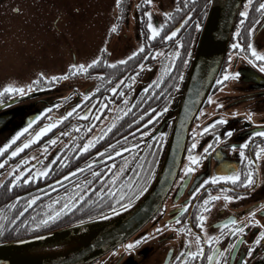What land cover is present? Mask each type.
<instances>
[{
  "label": "flooded vegetation",
  "instance_id": "af4514ba",
  "mask_svg": "<svg viewBox=\"0 0 264 264\" xmlns=\"http://www.w3.org/2000/svg\"><path fill=\"white\" fill-rule=\"evenodd\" d=\"M197 1L173 0L174 6L170 17L163 15V0H152L151 4H144L141 7H137V5L141 4V0H121L119 5L116 4V0H112L111 3L102 5L100 10H94L93 8L87 12L86 14L90 15L92 13H99L98 26H112L116 24V30H111L110 32V39H134L135 48L125 51L124 55L129 57V59L124 60V63H116L121 60L111 61L104 57L95 65L89 67L87 72L77 71L72 74L75 77L82 76L86 78L89 83L82 88L73 87L74 92L70 94V97H73L75 100L76 111H72L74 119L66 125L71 127L70 125L77 124L79 126L82 124L89 126V128L94 126L95 129L103 117L111 116V119L115 117L113 107L121 105L124 109L126 108L125 112H128L129 108H127V105L132 89V80L139 76L140 73L158 64L163 65L164 68L170 67L171 56L174 55V52L179 51L180 44H183V37L192 30L194 31V35L196 34L197 28L195 24L201 22L202 16L205 13L204 6L199 9L197 8ZM257 1L260 2V0ZM256 5L258 6V4ZM2 9L3 11L1 12ZM23 9V1L0 0V37L7 34L8 28L6 27H10L9 24H12L13 20L17 19V16L22 13ZM78 11L77 8H73L69 11V14L77 17L74 14H77ZM149 11L152 14V22L155 25L164 24L161 34L154 39L148 38L150 35V30L147 27L148 17L144 13ZM189 12L192 13L191 16H188ZM47 21V28L52 26L58 29L57 23L59 19L52 20L50 16ZM165 21L167 22L165 23ZM254 23L257 24V28L251 34V39L257 50L264 52V17L259 13L258 19ZM84 24L90 25L87 23L86 18H84ZM176 28H180L176 36L171 37L169 40L163 39V36ZM243 35L242 38L234 36L232 43L237 39H240L241 43H246V38L249 35L247 30ZM232 43L228 48L226 62L222 67L219 79L226 70L239 71L240 75L238 77H229L221 80L220 84H216L211 96L214 97V105L209 104L208 98L202 108L203 114L199 112L193 121L187 136L188 140L182 157L183 160L178 169L179 172L158 214L147 222L142 229L134 233L131 238L118 245L112 251L102 255V257L92 262V264H176L177 256L183 255L181 249L186 247L184 244L185 236L192 241L191 248L194 249L196 247V235L205 240L207 235L215 237L217 234H224L223 239L216 242L217 247L228 249L229 244L235 237L228 234L229 230L227 228L221 229L219 227L227 218L234 217L246 224V213L256 208V219L264 223V212L259 211V205L264 203V157L255 165V183L252 187L248 188L239 184H233L231 181L217 180L215 183L209 181L195 197L191 196L192 191L203 184L208 176L227 173L233 168L240 170L243 176L247 168L245 162L239 156V147L233 149L230 145H239L251 136L253 131L259 133L264 130V72H261L256 64L251 63L245 57L243 50L232 49ZM140 45H144L143 51L138 53L137 56L131 57V52L135 51ZM170 53H172L171 56L169 55ZM230 55L233 56L232 60L228 59ZM145 57L148 59L145 60ZM141 62L150 67L139 68L138 65ZM257 63H264V61H258ZM85 65H89V63ZM120 65H124L123 70L128 74L125 77H112L108 81L107 72L115 70ZM119 70L121 71L122 69L119 68ZM134 73L135 75H133ZM162 73L161 71L159 75L161 76ZM92 79H94V84L91 83ZM113 87L118 88L116 93L111 91ZM3 88L4 86L0 87V89ZM43 90L46 93L39 95L36 100L34 99L35 101H30L32 97L27 98V93L25 95H21L20 93L13 95L7 92H0V100L3 101V103H0V136L1 134L4 136L0 139V147H3L21 129H25L23 132H20L16 140L9 144V147L4 152H0V160L4 161V164L0 165V173L3 179L9 175V172L17 171L16 169L13 171H9L8 169L19 164L21 159L25 157L29 158L31 156L30 153L35 152L38 156L28 160V164L33 165L34 168H39L43 166L47 157L50 158L51 164L57 155L56 153L65 146L63 129L66 126H64L66 123L64 119L68 114L64 115L65 118L59 124L46 131L38 140H34L21 152L17 153L16 156L13 157L9 154L11 150L19 147L26 140H31L35 133L45 124L55 123L60 118L53 115L52 111L56 107V99L61 93L60 87L51 86ZM88 91H91L93 95L81 103L84 93ZM77 104L80 105L79 109H76ZM101 104L105 105L103 112L96 111L90 113L88 117H81L78 114L89 108L98 109ZM42 108H48L49 111L45 112L44 115H40L44 110L40 111L37 109ZM248 115H251L252 119H247ZM93 116L98 118V122L94 125L90 124ZM37 117L39 119H36ZM221 117L224 119L223 123L219 122ZM213 120L217 121V123L213 125L212 129L205 133L199 132L200 127L206 126ZM152 126L153 124H151L150 128ZM193 128L198 131V135L195 138L197 140V147L193 150V154L202 155L204 159L194 165L195 172L187 174L186 179L181 180V177L185 175L183 168L187 162L189 145L193 140ZM229 130L232 131L231 136L227 135ZM217 136H220L219 140L216 139ZM54 138L57 145L55 148L53 147L55 143H48V141ZM142 138L143 136L140 139L137 138L138 140L135 142L139 143V141L143 140ZM261 143H264V137H253L245 149L246 154L249 157H254L255 145ZM44 145H47L46 149ZM205 147L208 148L207 152H204ZM137 164L138 162L132 163V167ZM26 166L22 165L21 168ZM29 170L31 171L30 173L33 172V168H29ZM222 189L227 190L224 193L227 195H239L241 192H248L249 194L232 201H226L223 198L224 194H221L219 199L211 202V208L207 212L201 213L206 216V220L203 222L205 228L204 231H201L199 228L200 222L197 217V214L200 212L201 202L209 194H220ZM185 203H189V208L186 211L182 210V206ZM177 217L180 218L179 224L176 223ZM185 225L191 230L190 233L182 234L177 231L178 227ZM156 229H159V231H155ZM259 231V225L247 227L242 239L237 241L235 245L236 255L225 256L224 259L227 261V264H240L241 261H244L245 264H264V245H255L253 247V255L250 257L247 252L248 248L252 247L251 241L257 238ZM141 236L145 238L139 244H136L131 250L126 249L125 245L130 241L138 240ZM204 249L205 255L197 257L195 264H209L206 254L214 250L206 243V240ZM212 264H216V262L213 261Z\"/></svg>",
  "mask_w": 264,
  "mask_h": 264
},
{
  "label": "snow or ice",
  "instance_id": "6c2138e0",
  "mask_svg": "<svg viewBox=\"0 0 264 264\" xmlns=\"http://www.w3.org/2000/svg\"><path fill=\"white\" fill-rule=\"evenodd\" d=\"M121 3V0H116V4L119 5ZM152 0H141V4L137 5V7H141L144 4H151ZM209 3H212V0H209ZM243 4H244V10L240 12V16L242 18H247L249 13H248V9L249 7L252 6L253 4V0H243ZM177 10H179L177 8ZM262 17H264V0H260V2L258 3L257 9H256ZM144 15L146 17H148V23H147V27L150 30V35H149V39H154L156 36L160 35L162 32V29L164 28V24H160V25H155L152 22V14L151 12H145ZM163 15L165 17H170L171 14L167 11H165L163 13ZM192 13L189 12L188 16H191ZM186 19V18H185ZM167 21H165L166 23ZM240 25L244 24V20L241 19L240 20ZM195 27L197 29L201 28V24L199 22H197L195 24ZM112 30H116L117 25L113 24L111 26ZM257 28V24L253 23L251 27H249L247 29L248 32V37L246 38V43H241L240 39H237L235 42L232 43L231 48L232 49H236V50H243L245 57L247 59H249V61L251 63H254L257 65V67L260 69L261 72H264V63H257L258 61H264V52L258 51L257 48L254 46V43L251 39V34L254 32V30ZM180 31V28H176L175 30L169 32L167 35L163 36L164 40H169L171 37L176 36L177 32ZM241 32V28L237 27L235 32L233 33L234 36H239ZM179 43V41H178ZM144 49V45H140V47H138L135 51L131 52V57H135L137 56L138 53L142 52ZM101 51H106L105 49H101ZM159 51V50H157ZM176 56H179L180 53L179 51H176L174 53ZM170 56L172 55V53L169 54ZM101 59V56H96L94 59H92L90 61L89 65H85L83 63L80 64H70L68 66V71L60 73L58 75H51V76H46L43 72L39 73V75L36 77L35 80H33L30 84L27 85H23V86H16L13 84H6L4 86L3 89H0V92H7V93H11L13 95H15L16 93H20L21 95H25V89L27 88L29 91L32 90V88L34 86H38L41 81H57L59 79H61L62 77H68L70 74H73L74 72H87L88 68L91 67L92 65H95L99 60ZM129 59V57H125L124 60ZM148 58L145 57V60H147ZM229 60L233 59V56L230 55L228 57ZM124 60L118 61L116 63H124ZM107 63V61H106ZM139 68H144V67H150L149 65H145L143 62H141L138 65ZM165 72L170 71L169 68L165 67L164 69ZM103 75V74H101ZM135 75V73L133 74ZM240 75L239 71H231V70H226L223 75L221 76L220 79L217 80V84L221 83V80H225L229 77H238ZM155 83V81H153V84ZM177 87H179V85H177ZM151 88V85L145 89H143V91L147 92L149 91ZM111 91L113 93H116L118 91V88L113 87L111 88ZM93 93L91 91L85 92L83 95V100L81 101V103H83L84 100H88V98L90 96H92ZM126 99V98H125ZM211 97H209V101H211ZM0 103H3L2 100H0ZM143 106V105H141ZM80 105L77 104L76 105V109H79ZM105 110V105L101 104L100 107L98 109H93V108H89L86 109L83 112L78 113L81 117H88L90 113H94L96 111H100L103 112ZM49 109L45 108L44 112H42L40 115H44L45 112H48ZM76 110L73 109V112H75ZM116 111H120L121 115H125V109H117ZM153 109L152 108H148V112H152ZM166 111L165 108H161L159 111H157L155 113V115L152 116V121H155L157 117H159L161 115L162 112ZM73 112L68 113V115L73 114ZM200 113L203 114V109L200 110ZM65 117L61 116L58 120L55 121V123H48L45 124L43 127H41L39 129V131H37L35 133V135L32 137L31 140H26L23 144H21L19 147H16L14 150L10 151V155L11 156H16L17 153L21 152L25 147H27L29 144H31L34 140H38L40 138L41 135H43L46 131H49L51 128L55 127L56 124H59ZM121 117L120 116H116L114 117L109 123L105 124V129H101V134H98L96 136H89L85 139V141L83 142L82 147H80L78 150H76L73 154L76 156H79L81 153L86 152L89 148L94 147L96 141L98 139H103L104 136H106L108 134V131L111 130V128H113L117 122V120H119ZM247 119H252L251 115H248L246 117ZM36 119H39V117H37ZM98 122V118L93 116L90 124H96ZM151 122V121H150ZM220 123L224 122L223 117L220 118ZM31 123V122H30ZM133 123H135V120H133ZM217 121L213 120L212 122L208 123L206 126L200 127L199 128V132L200 133H205L208 130L212 129L213 125L216 124ZM143 126V125H141ZM73 127H78L77 125H73ZM25 129H21L20 132H23ZM83 130V129H81ZM20 132H17L16 135H14L11 140H9L7 143H5L3 145V147H0V152H4L5 149H7L9 147V144L12 143V141L16 140L17 137L20 135ZM141 136H146L148 135L147 132H141L140 133ZM158 135L163 138L166 136V133H158ZM198 135V131L197 129L193 128L192 130V136H193V140L191 142V144L189 145V154L187 156V162L184 165L183 168V172H184V176L181 177V180H185L187 177V174L195 172V167L194 165H196L197 163H199L202 159H204V157L202 155H196L193 154V150L196 149L197 147V140L195 139ZM228 136L232 135V131L229 130V132L227 133ZM264 137V130L260 131L259 133L253 131L251 133V136H249L246 140H244L242 143H240L239 145L236 144H232L230 145L231 148L235 149L237 147H239V156L241 158L242 161L245 162L246 164V172L245 174L242 176L240 170L233 168L231 171L227 172V173H218L216 175L213 176H208V178L204 181L203 184H201L199 187L195 188L194 191H192L191 196L195 197L197 195V193H199L202 188L204 187L205 184H208L209 181H211L212 183H215L217 180H223V181H231L233 184H239L242 185L244 187H252L255 183V179H254V174L256 171L255 165L257 163L260 162L261 158L264 157V143L261 144H256L255 145V153H254V157H249L246 154L245 149L247 148L249 141H252L253 137ZM126 139L125 137H121V140ZM153 139H155V137H153ZM217 140L220 139V136L216 137ZM49 144L55 143V138L53 140L48 141ZM45 149L47 148V145H44ZM68 145H65V148H68ZM137 147V145L135 143H129L128 144V148H131L133 150H135ZM107 150H111V154L112 156H119L120 153H127L128 149L123 147V146H119L118 142H117V146L114 147L113 144H108L107 145ZM107 150H104V152L102 153L101 151H97L95 153L96 157H101L103 155V160H109L110 161V157L107 155ZM63 151V149L61 150ZM145 151H147V149H145ZM208 148L205 147L204 152H207ZM30 158L25 157L24 159H21L19 161V164L15 165L14 168L15 169H20L18 173L13 172H9L10 176H14V178L11 180V183L8 185V187L11 189L13 186H15L18 182L27 184L28 182L34 180L35 178L38 177H44L49 173V170L53 167V164H47L45 167L42 168H34L33 165L28 164V160ZM142 159V157H141ZM68 160H61L60 164H67ZM99 163H101V161H97L95 159H90L86 164L83 165V168H76L75 172L79 173L81 171H89V175L92 177H96L98 181L100 182H104L106 179L109 182V184L111 185L108 188L107 191V195L111 196V201L110 203L112 205H115L116 207H120V204L118 203V201L124 200L126 196H132L135 197L136 195L139 194L140 188L143 187L142 184L139 183L140 179H144V177H141L140 172H137L135 170L134 171V176L137 178V186L134 188L133 184L128 182L127 179H125L126 177V173H125V168L128 167L129 161L127 158L123 159L122 162L120 163V165L118 166V170H114L117 169V166L115 164L112 165V167H105V170L103 172L100 171L98 165ZM133 163H137V161H133ZM4 161L0 160V165H3ZM22 165H27L26 167L21 168ZM29 168H33V172L32 174H29L26 179H24L23 181H21V177L25 176V173L29 172ZM94 169V170H93ZM150 171V170H149ZM74 173L73 172H68L66 176H61L60 179L61 180H67L68 177L73 176ZM148 179H150V177H148ZM124 181V183H121V181ZM0 183H3V181H0ZM53 183H55L57 186H59V181H53ZM88 184H92L93 186H95V181H88ZM119 185V189L117 188V186ZM71 188L73 189H79L81 188L80 184H72L70 185ZM127 188L128 191L125 192L124 188ZM92 188L88 187L86 192H79V193H69V192H64L63 193V197L64 200L66 201L62 207H59L58 205L60 204V201L58 199H54L51 200L48 203V207L52 208L53 205H57L58 207L54 208L50 213H45L44 216L42 218L40 217H36L32 223H31V228H40L42 225L48 224L53 220H57L59 219V217L65 212V211H70L72 208L76 207V205L85 198V196H87L88 192H91ZM227 190L226 189H222L220 194L217 195H212L209 194L202 202L200 205V212L197 214L198 217V221L199 223V228L201 231H204L205 225H204V221L206 220V216L204 214L201 213H205L209 210V208H211V202L215 201L217 199L220 198L221 194L226 193ZM248 192H241L239 195L236 194H232V195H227L224 194L223 198L226 201H232V200H238L240 199L242 196H246L248 195ZM71 196H78V199L74 198V199H69V197ZM96 196L99 197H105V192L103 189H101L100 191L96 192ZM15 199L17 201H19L21 199L20 196H16ZM38 200V197L33 195L30 198H28L26 200V209L25 211H27L28 208H31V206ZM103 202V201H102ZM89 203H93V201H89ZM130 206V205H129ZM10 207H15V204L10 205ZM189 208V203H185L182 206V210L186 211ZM107 211L109 213H113L115 212V209L113 207H108ZM259 211L264 212V203L259 205ZM256 213H257V209L253 208L252 210L248 211L246 213V224L235 219L234 217H229L227 218L224 222H222L219 227L221 229H228L229 232L228 234H231L235 237V239L229 244V248L228 249H220L217 247V241L223 239V235L224 234H217L215 237L211 236V235H207L205 240L206 243L208 245H210L212 247V249L214 251L212 252H208L207 255V260L209 261V264H212L213 261L216 262V264H227V261L224 259L226 255L229 256H235L236 252H235V245L237 243V241L241 240L243 237V234L246 232L247 227L248 226H253V225H259L260 226V231L258 233V236L255 240L251 241V245L252 247H249L247 252H248V256H252L253 255V247H255V245H264V223H262L260 220L256 219ZM23 212L20 214V216H17L16 219L12 220V224H16L17 220L21 219V216H23ZM91 218V217H89ZM180 222V218L177 217L176 219V223L179 224ZM25 224H28L29 222L27 220L24 221ZM155 231H159V229H156ZM177 231H179L180 233H190L191 230L187 227V225L182 226V227H178ZM147 235V234H145ZM145 237L141 236L138 240H134V241H130L127 245H125L126 249L131 250L136 244H139ZM195 240H196V247L194 249L191 248V244L192 241L185 236L184 239V244L186 247L182 248L181 251L183 253L182 256H177L176 258V264H195V260L197 257L200 256H204L205 255V249H204V243L205 240H202L201 237L199 235L195 236ZM240 264H245L244 261H241Z\"/></svg>",
  "mask_w": 264,
  "mask_h": 264
},
{
  "label": "water",
  "instance_id": "95a60500",
  "mask_svg": "<svg viewBox=\"0 0 264 264\" xmlns=\"http://www.w3.org/2000/svg\"><path fill=\"white\" fill-rule=\"evenodd\" d=\"M242 6L243 0H212L209 4L169 108L155 129L138 144L166 133L155 173L142 194L114 214L2 242L0 264H92L158 214L179 172L191 125L221 74Z\"/></svg>",
  "mask_w": 264,
  "mask_h": 264
},
{
  "label": "trees",
  "instance_id": "16d2710c",
  "mask_svg": "<svg viewBox=\"0 0 264 264\" xmlns=\"http://www.w3.org/2000/svg\"><path fill=\"white\" fill-rule=\"evenodd\" d=\"M256 1L257 0H253L252 8L249 7L248 17L242 18L240 16L235 25V28H241V32L238 36L239 38H242V36H244L243 33L258 19L259 13L257 10L255 12V9H257L256 4H258L259 1L255 3ZM208 3L209 0H198L197 8L199 9ZM241 19L244 20L243 25H240L239 23ZM193 39L194 31L192 30L189 34H186L183 37V44H180L179 47L180 55L176 56L174 54L171 56L172 64L169 67L170 71L164 72L154 84L152 83L149 91H141L137 96V100L129 107L128 112L117 120L115 126L108 131V134L104 136L103 139H98L96 141L94 147L89 148L79 156L73 154L76 150L82 147L83 142L90 136L94 126L89 128L87 125L84 126L80 124L78 126L75 124L78 127L74 128L73 125L69 124L71 127H68L66 124L74 119V115L71 114L64 119L66 122L64 126H66L63 129L64 143L69 147L65 148L64 146L62 148L63 151H61V149L56 153L57 155L51 163L53 164V167L49 170V173L46 176L35 178L27 184L18 182L11 189L8 185L11 183L14 176H5L2 180L3 183H0V242L36 236L37 234L48 233L50 231L59 230V228L62 227H67L71 224L80 223V221L89 220V217H100L103 214L109 213L107 211L108 207H113L115 210L120 209L142 194V191L148 186L155 173L154 170L159 161L158 158L164 138H161L158 135L155 139L151 138L149 142L141 143L140 145L135 141L142 137L140 135L142 131L147 130L146 132L149 133L150 130L155 129L154 126L159 121V117H157L155 121H152V114H155V112L159 111L161 108L167 107L173 97V93L178 88L177 85L180 86V81L184 74L183 72L187 67V62L194 46ZM119 68L122 70L120 71ZM123 68L124 65H120L117 66L115 70L108 71V81L116 76L125 77L128 73H126ZM148 108H152L153 111L148 112ZM133 120H135V123H133ZM151 124H153V126L150 128ZM122 136L126 139L121 140ZM146 136H143V138ZM117 142L119 146L128 149L127 153H120L119 156H112L111 150H107V145L113 144L115 147L117 146ZM129 143H135L138 146L133 150L128 148ZM56 146L55 143L53 147L55 148ZM145 149H147V151H145ZM104 150H107V155L111 158L110 161L103 160V155L101 157L95 156L97 151L103 153ZM125 158L129 161L128 167L125 168V173L127 174L125 179L132 183L134 188L137 186V178L134 176L133 170L140 172L141 177H144V179L139 180V183L143 185V187L140 188L139 194L135 197L126 196L124 200L118 201L120 207H116L110 203L111 196L107 195V191L111 185L107 179L104 182H100L96 177L90 176L89 171L75 172L76 168H83V165L90 159L101 161L98 165L101 172L105 170L106 166L112 167L113 164L117 166V169L114 170H118V166ZM65 159L68 160V163L61 165L60 161ZM133 161H137L138 164L132 167ZM30 172L31 171L29 170V172L25 173V176L21 177V181L26 179ZM68 172H73L74 175L68 177L67 180H61L60 177L66 176ZM148 177H150V179H148ZM54 180L59 181V186L53 183ZM90 180L95 181V186L87 183ZM121 183H124V181L122 180ZM72 184H80L81 188L73 189L70 187ZM88 187H91L92 191L88 192L87 196H85L76 207L72 208L70 211H65L59 219L42 225L40 228H31V223L36 217L42 218L46 212L50 213L54 208L63 206L66 202L63 197L64 192H86ZM117 188L119 189V185ZM101 189L104 190L105 197L98 198L96 192ZM124 191L127 192L128 189L125 187ZM33 195L37 196L38 200L31 206V208H28L27 211H25L27 207L26 200ZM16 196H20L21 199L17 201L15 199ZM74 198L78 199V196L74 197L70 195L69 197V199ZM54 199H58L60 204L58 206L53 205L52 208H49L48 203ZM90 200L93 201V203H89ZM12 204H15V207H10ZM22 212L24 214L21 216V219L17 220L16 224H12V220L16 219L17 216H20ZM25 220L29 223L25 224Z\"/></svg>",
  "mask_w": 264,
  "mask_h": 264
},
{
  "label": "rangeland",
  "instance_id": "374dc122",
  "mask_svg": "<svg viewBox=\"0 0 264 264\" xmlns=\"http://www.w3.org/2000/svg\"><path fill=\"white\" fill-rule=\"evenodd\" d=\"M19 1H23L24 9L22 13L17 16V19L13 20L12 24H9L10 27H6L8 28L7 34L0 37V87L6 84L16 86L30 84L41 72L46 76L58 75L68 71L70 64H90V61L98 55L111 61L124 60L126 57L124 55L125 51L135 48L134 39H110L111 26L97 25L99 13L86 14L93 8L94 10H100L102 5L109 4L112 0ZM163 5L164 12L171 13L173 11V0H163ZM73 8L79 10L77 14H74L77 17L69 14V11ZM50 16L52 20L59 19L58 29L52 26L47 28V19ZM84 18L90 25L84 24ZM198 32L199 29H197V34ZM105 48L106 51H101ZM164 69L163 65L158 64L140 73L132 80L127 108L135 102L134 100L137 99L139 92L159 78L161 71L165 72ZM88 83L89 81L86 78L82 76L75 77L71 74L53 82L42 80L31 91L26 88L25 92L28 95L27 98L32 97L30 101H35L39 95L46 93L43 89L59 86L61 93L57 97L56 107L52 111L53 115L61 117L75 109V100L70 97V94L74 92L73 87L82 88ZM91 83L94 84V79ZM211 98L209 104L214 105V97ZM112 109L115 110L114 115L116 117L121 116L120 111L116 110L124 108L117 105ZM37 110L43 111L44 108ZM51 118L54 119L53 116ZM111 120V116L103 117L102 121L90 133L91 136L101 134V129H105V124ZM1 137H4L3 134H1L0 139ZM30 155L29 160L38 156L35 152L30 153ZM47 164H50L49 157L46 158L43 166L39 168L45 167ZM14 169V167H11L8 170L13 171ZM16 170L15 173H18L20 169ZM2 180L0 173V181Z\"/></svg>",
  "mask_w": 264,
  "mask_h": 264
}]
</instances>
